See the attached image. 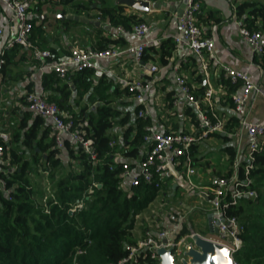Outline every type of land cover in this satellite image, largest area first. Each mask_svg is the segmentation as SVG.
Wrapping results in <instances>:
<instances>
[{"label": "trees", "instance_id": "trees-1", "mask_svg": "<svg viewBox=\"0 0 264 264\" xmlns=\"http://www.w3.org/2000/svg\"><path fill=\"white\" fill-rule=\"evenodd\" d=\"M58 4L71 5L77 15L85 13L87 18L108 23L112 29L121 26L131 31L134 25L144 23L137 15L126 14L124 6L103 5L98 16H90L86 13L90 10L89 3L61 0ZM41 5L43 2L34 11L40 13L38 8ZM62 13L65 15L68 11L62 10ZM238 14L247 15V21L251 22L248 29L264 33L263 4L247 0L238 7ZM258 19L261 20L260 26L254 23ZM32 23L33 33L48 42L49 37L44 29L37 26L34 20ZM68 23L64 22L63 27H67ZM89 27L97 32V44L82 49L103 51L127 45L122 36L117 39L106 37L102 28ZM49 51L52 54L49 61H57L71 54L70 50L60 54V50L51 47ZM173 51V40L168 39L158 48L147 49L143 62L151 60L167 65ZM9 57L7 54L6 64H9ZM257 63L264 69V57H258ZM94 74L93 70H85L61 79L55 73L47 72L42 78V86L49 94V102L55 103L72 119L75 130L92 139L97 154L95 159L68 135L64 136L63 148L58 149L48 120L34 117L30 111L19 119L11 145L0 139L5 148V159L8 160L0 164V177L7 188L12 189L9 199L0 187V264H114L127 256L129 246L137 243L133 238L136 218L149 208L161 191L172 190V179L161 182L159 176H155L152 184L142 182L128 191L121 187L123 165L139 157L146 146L145 127L150 123L138 117L140 106L136 108L134 121L130 113L122 115L113 106L112 95L108 93L112 89L109 78L102 76L94 87ZM224 85L228 88L227 102L233 108L231 94L241 85L232 83L230 79ZM90 91L87 100L92 104L99 103L98 107L92 110L85 105L76 111L74 105L80 106ZM118 92V88L114 89L113 94L117 95ZM126 92L131 96L127 89ZM204 94L202 88L194 96L201 101ZM173 101L171 97L168 98V108L173 107ZM202 110L212 117L209 108L203 107ZM186 113L192 124L199 127L200 117L194 108L189 106ZM115 125L125 127L120 141L118 135L112 132ZM238 128L239 120L232 116L226 126V135L214 136L229 142L231 134H235ZM126 146L130 149H126ZM196 151V145L190 148L194 162H197L194 157ZM224 151L228 154L230 166L225 177H230L234 173L237 151L232 145H227ZM118 154L121 158L116 162ZM253 158L248 176L245 174L250 163L247 160L239 164L238 176L243 182L248 178L250 188L257 191L259 197L257 200L241 198L238 205L232 206L228 212L229 215L238 216L245 226L242 234L244 246L235 257L238 264H264V147L254 152ZM128 164L135 169V165ZM62 169L67 173L56 183L53 197L39 203L33 175L43 171L54 179L56 172ZM80 200L84 206L76 210L77 201ZM142 264L158 263L148 257Z\"/></svg>", "mask_w": 264, "mask_h": 264}, {"label": "crops", "instance_id": "crops-1", "mask_svg": "<svg viewBox=\"0 0 264 264\" xmlns=\"http://www.w3.org/2000/svg\"><path fill=\"white\" fill-rule=\"evenodd\" d=\"M80 1L89 3L90 10L86 13L90 16H98L103 5L107 7L120 6L117 4L118 0H105L104 2L102 0ZM149 1L151 8L147 13L136 12L125 6L124 9L126 14H135L150 26L148 38L157 40L160 46L162 42L173 39L179 33V18L186 7V0ZM245 1L247 0H200L201 13L198 15V21L204 37L212 39L215 45L211 56L208 54L203 58H199L185 49H174L167 65H161L159 62H153L151 60L143 62L147 67L155 64L159 68L153 74H149L147 68H143L135 63L131 56L99 61V69L93 70L95 73L94 87L99 84L102 76L109 78L112 83V89L108 93L112 95L113 106L122 115L130 113L133 121L136 116V108L139 105L126 92L125 81H130L138 77L152 81V85L145 93V103L150 113L147 120L150 125H153L162 133L183 132L199 138L194 157L197 159L195 165L199 173L198 182L201 186H209L211 180L225 177L229 172V157L224 151L227 145H232L236 148V160L238 164L247 160L249 155V140L246 131L240 125L236 133L231 134V141L229 142L224 141L218 136H214V134L226 135V126L230 118L232 116L236 117L233 108L230 107L226 99L228 96V88L224 85V82L228 78L224 74L223 66H229L235 70L249 71L254 82L264 87V69L257 63L258 56L251 51L239 34L241 27L247 28L251 24L250 21H247L246 14L243 16L238 14V7ZM249 1L264 5V0ZM40 2H43V5L38 8L41 12L37 13L33 10L32 20L35 21L37 26H41L44 29L46 36L49 37V41L44 42L45 40L38 36L37 33H33V43L39 49L49 50L51 47L60 50V54H62L63 51H71L74 47L92 48L97 44V32L94 28L89 27L91 25L88 26L69 20L62 21L60 19L62 24L66 21L72 22L73 24H68L67 27H63L62 25V28L57 33L49 24L48 9L50 7L58 6L59 13L62 15H64L62 10L68 11L65 16L77 15L71 5L58 4L61 0H37L33 9L36 10ZM43 14L47 15V18L41 19ZM78 16L87 18L85 13ZM9 17V11L0 1V25H5ZM254 23L260 26L261 20L258 19ZM105 24L109 25L108 23ZM102 29L104 30L103 35L106 37L117 39L122 36L126 39L127 45L119 46L120 48L133 45L137 42L132 35L118 33L117 28L111 29L110 31L104 28ZM3 45L4 43H1L0 48ZM7 54L10 56L9 64H6L5 71L0 78V139L8 142V145H11L12 135L19 123V119H22L25 112H29L25 97L27 93L39 89L40 85H42L44 74L41 77L39 70L40 64L33 58L32 50L25 45H17L8 51ZM178 65L180 67L179 74L186 78L188 84L192 87L193 94L203 88L205 98L208 90L213 91L210 102L204 98L200 101L201 109L203 107L206 109L209 108L212 112V117H216L223 122V131L211 133L207 137H204L202 136V129L192 124L191 119L186 113L188 107H193L199 117L200 113L193 104L187 101L185 95L181 93L177 86L174 67ZM117 88L119 92L117 95H114L113 91ZM90 94L91 91L84 96L80 106L74 105L76 111H79L85 105H88L92 110L98 107L99 103L92 104L88 102L87 98ZM170 97L177 102L173 104L172 108H168V98ZM248 111L249 121L264 124V97L253 94L248 103ZM124 131L125 127L119 125H115L112 129L113 134L118 135L119 141ZM126 149H130V147L126 146ZM147 150L148 145L146 144L139 157L134 160H128V163L137 167ZM120 158L121 155L118 154L115 159L119 160ZM41 173L45 176L47 175L43 171ZM60 176L61 174H58L55 177L59 178ZM176 182L172 190L163 192L158 200L156 199L146 211L136 218V225L133 231V238L136 241L142 238L148 226L155 225L161 228H171L173 226V220L163 216V212L166 209L172 210L175 216L180 213L179 211L186 212L187 218L184 221L186 227H195V221L199 223V219H196L195 216L204 214V210L207 212L208 208L202 207L201 200L198 197L204 191L197 190L192 194H187L181 184L178 181ZM177 187L178 190H175ZM177 195H182L183 197L179 198ZM160 200L163 203L168 202V207L161 209L159 204ZM193 208L196 211L193 214H189V211ZM153 211L160 215L153 214ZM205 218L208 223V215Z\"/></svg>", "mask_w": 264, "mask_h": 264}, {"label": "built area", "instance_id": "built-area-1", "mask_svg": "<svg viewBox=\"0 0 264 264\" xmlns=\"http://www.w3.org/2000/svg\"><path fill=\"white\" fill-rule=\"evenodd\" d=\"M10 13L8 22L0 25V78L6 65L7 52L17 45H25L32 50L33 58L39 62L41 77L47 72L55 73L61 79H67L72 73L82 72L85 70H98V62L110 59H119L121 57L131 56L138 65L147 68L149 74H153L159 68L153 64L145 66L143 56L147 49L159 46L157 40L149 39L150 26L147 23H139L133 26L131 31L123 27H117L120 34L132 35L137 42L124 48L115 47L103 51L82 49L74 47L71 54L57 61H49L52 54L49 50L39 49L32 41L33 23L32 7L37 0H0ZM201 13L200 0H186V7L179 18V33L173 37L175 50L185 49L195 54L199 58L205 55H212L214 50V41L203 35L201 25L198 21V15ZM239 34L251 51L258 57H264V33L259 30H250L241 27ZM7 36V40H6ZM6 40V41H5ZM176 73V82L179 90L187 101L194 105L200 113L199 128L202 129V136L207 137L211 133L223 131V122L216 117L212 118L206 115L201 109V102L193 94L192 87L184 76L179 74V65L174 67ZM225 76L232 83H240L241 87L238 92L231 95L233 110L239 120V125L246 131L249 140V155L247 161L250 162L246 167V176L252 168L251 163L254 160L253 154L264 147V124L251 122L248 120V103L253 94L264 97V87L254 82L251 74L247 70H235L229 66H223ZM152 85V81L143 78H134L125 81V88L131 94L133 99L141 107L138 117L147 119L150 115L145 103V93ZM213 94L208 90L205 100L210 102ZM48 92L40 85L39 89L27 93L25 99L29 111L34 117H44L55 139L56 147L62 149L64 146V136H71L72 139L80 144L85 151L95 159L97 154L93 147V141L86 138L84 133L75 130V125L67 113L62 111L55 103L49 102ZM173 101V104H176ZM195 135L183 132L162 133L153 125L145 127L144 142L148 145L145 153L135 169H131L128 163L123 165V171L120 174L121 187L128 191L132 187L140 185L142 182L152 184L155 176H159L161 182L172 179V183L178 181L187 194L194 191H204L198 197L201 205L208 208L204 210V215L212 214V226L217 228L213 232V237H207L196 231L193 226L186 227V212L174 215L172 210L166 209L163 216L173 220L171 228H161L151 225L146 227L142 238L135 245L128 247L129 253L121 260L114 264H142L148 257L159 264L157 250L160 248L173 249L174 263L181 264L183 253L186 245L190 243L195 234L211 241L213 243L226 247L230 252L233 264H238L235 257L243 249L244 242L242 234L245 226L236 215H229L228 212L232 206H237L240 199L248 197L257 200L259 194L250 188V180L243 182L239 179V164L234 165V173L230 177H220L211 180L209 186H201L198 182L199 173L195 162L190 155V148L198 143ZM6 142V141H5ZM8 144V142H6ZM114 144V142H112ZM5 159V148L0 143V164L7 163ZM116 162L119 160L115 159ZM157 187L159 184L156 185ZM0 187L3 192L11 199L12 189L7 188L6 182L0 177ZM163 191H161L162 195ZM157 197V200L160 198ZM53 197L45 196L42 201L46 202ZM161 209L168 207V202L159 201ZM83 201H77L76 210H81ZM196 210L191 209L189 214ZM153 214L160 215L153 211ZM209 227V223H208ZM186 230V232H184ZM166 240V243L164 241Z\"/></svg>", "mask_w": 264, "mask_h": 264}, {"label": "water", "instance_id": "water-1", "mask_svg": "<svg viewBox=\"0 0 264 264\" xmlns=\"http://www.w3.org/2000/svg\"><path fill=\"white\" fill-rule=\"evenodd\" d=\"M117 4L120 6L129 7L132 10L140 13H147L151 8V3L149 0H118ZM156 7L155 4H153ZM182 14V13H181ZM57 17L62 21L70 20L80 22L85 25H92L97 28H104L106 30H111V26L102 23L100 21L91 20L88 18H82L78 15H62L57 14ZM47 18V15L43 14L41 19ZM176 186V185H175ZM100 187V186H99ZM213 215H208V223L210 232H216L217 228L212 226ZM166 243V240L164 241ZM159 256V264H175L173 249L160 248L157 250ZM181 264H233L232 258L230 257L229 250L219 244L208 241L199 235L195 234L193 239L188 245H186L185 251L183 253V259Z\"/></svg>", "mask_w": 264, "mask_h": 264}, {"label": "rangeland", "instance_id": "rangeland-1", "mask_svg": "<svg viewBox=\"0 0 264 264\" xmlns=\"http://www.w3.org/2000/svg\"><path fill=\"white\" fill-rule=\"evenodd\" d=\"M33 8L34 7H32L31 11L34 10ZM48 12H49V14H48L49 24L55 29L56 32L60 31V28H62V21L57 17V14L60 12L59 7L56 5L52 6L48 9ZM69 21H66V22H69ZM72 22H69L68 24H73ZM66 164H67V162H66ZM74 169H75V167H74ZM66 173H67V170H63V169H62V171H60V173H58V171H57L55 176H57L58 174H61V176L59 178L55 177L54 179L50 178V176L46 172H45V174H47L46 176L43 175L42 173H39L37 175H33V181L35 183V187H36L37 191L39 192V195L36 197V199L39 203H41L42 199L45 196H48V197L51 196V194L54 191L56 183L60 179L65 177ZM177 197L182 198L183 196L177 195ZM172 203H174V201H172ZM195 218L199 219V223H197L195 221L196 225H195L194 229L196 231L200 232L201 234H203L204 236L213 237V234H211V232H210V229L208 227V223L206 221L204 214H201L199 216H195ZM249 243H251V242H249Z\"/></svg>", "mask_w": 264, "mask_h": 264}]
</instances>
